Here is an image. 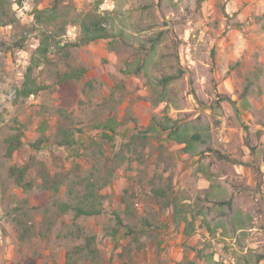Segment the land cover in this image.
Here are the masks:
<instances>
[{
  "label": "rangeland",
  "instance_id": "obj_1",
  "mask_svg": "<svg viewBox=\"0 0 264 264\" xmlns=\"http://www.w3.org/2000/svg\"><path fill=\"white\" fill-rule=\"evenodd\" d=\"M10 1L16 22L0 26V264H65L68 253L73 264H208L199 251L226 264H264V0H103L99 8L102 0H59L75 13L107 15L113 38L76 47L80 27L68 26L35 70L42 90L24 99L17 92L42 41L34 9L56 0ZM157 39L146 74L135 75L142 47ZM78 68L85 75L67 80ZM165 76L176 77L169 102L155 107L152 83ZM166 110L173 119L201 116L235 164L209 167L210 155L201 161L216 176L197 175V159L150 131ZM64 130L74 142L61 146ZM11 136L22 144L10 158ZM37 162L62 181L58 192L43 187ZM13 167L29 168L31 189L16 184ZM206 195L232 200V209L207 217L219 223L215 236L197 213ZM124 198L136 219L156 226L137 236L119 230L117 217L130 221ZM64 204L100 214L76 217ZM182 217L193 222L191 236ZM88 240L96 260L76 250Z\"/></svg>",
  "mask_w": 264,
  "mask_h": 264
},
{
  "label": "trees",
  "instance_id": "obj_2",
  "mask_svg": "<svg viewBox=\"0 0 264 264\" xmlns=\"http://www.w3.org/2000/svg\"><path fill=\"white\" fill-rule=\"evenodd\" d=\"M102 1L98 2L97 8L101 5ZM18 5H22L23 1L18 0ZM13 3L10 0H0V26L13 25L16 22L15 13L13 12ZM108 14V13H107ZM34 20L36 25L42 28V41L40 47L35 52L34 56L31 59L29 66L27 67L24 82L22 87L17 92V99L29 98L33 95L38 94L42 87L38 84L36 78L34 77L35 70L41 68L48 61V54L51 52V49L54 47H59L62 45L63 39L66 36L67 27L71 24L78 25L80 27V37L78 41L73 46L82 47L89 45L91 43L97 42L99 40H108L113 38V36L107 31L104 27L108 16L102 13H99L97 10L89 11L87 13H75L71 9L70 5H63L59 0H56L50 7L46 9H34ZM116 37V36H115ZM119 37V36H117ZM159 39L152 40L150 47H142V52L145 53V57L142 58V61L137 65V68L132 70L135 75H138L140 72H145L148 69L149 59L156 50L157 43ZM71 44V43H70ZM69 45V43H68ZM67 45H63L62 49ZM132 67V66H131ZM85 68L73 69L70 73L66 74L67 80H73L76 78H81L85 75ZM176 80V77L165 76L159 79L154 84V97H151L149 100L151 104L155 107H159L163 103L169 102V90L172 82ZM235 107V103L230 101ZM236 109V108H235ZM190 116V117H189ZM65 117V116H64ZM67 119V117H65ZM150 131L154 130L159 135V138L165 137L171 143L176 144L181 148V151L188 155L190 158L197 159L198 164L195 170L197 175H203L205 179L211 182L216 174L207 170L202 161L205 158H208L210 155H214V161L209 164V167L214 166L217 160L226 159L229 162L234 163V159L224 156L220 153L217 147L214 144V140L211 134V126L207 122H203V118L198 116L193 119L190 113H185L182 117L173 119L167 113V110L164 111L163 120H158L154 118L152 120ZM68 130H64L67 138L60 143V145L72 144L74 141ZM6 150L8 157H12L15 152L20 149L21 141L16 136H11L6 139ZM34 148H38V145H35ZM252 154L255 159H257L258 151L257 148H252ZM235 164V163H234ZM40 167L39 178L42 181V185L46 190H52L58 192L62 184V181L56 177H52L46 168L43 162H37L36 164ZM258 168V167H257ZM29 168H18L13 167L11 170L12 177L15 179L16 184L23 188L24 190H29L33 187L32 183H26V176ZM170 178V177H169ZM171 180V179H170ZM165 195H168V191H164ZM169 199L170 205L175 207L174 195L172 194ZM126 209L125 213L127 217H130V221H125V218L117 217V224L119 230L122 228L128 232V236H137L138 231L145 229H152L156 226V223L151 218H135L134 211L131 210V204L127 199H123ZM197 203V213L202 216L203 223L205 226L212 232V235H216V230L218 228V222L216 219L212 218L209 220L207 217H210V214L217 209L218 207H228L232 209V200L227 201H212L208 195L204 199H199ZM203 202L212 204L211 206L204 207ZM202 203V204H201ZM60 209L63 212L73 210L76 217L80 216H93L100 214L99 211L86 209L83 206L71 207L69 205H62ZM175 209V208H174ZM236 217L239 215L236 213ZM231 218H234L231 217ZM181 222L185 224L184 235L191 236L194 232L193 222L189 221L187 217H182ZM241 229L243 227L239 225ZM119 230H116L115 233H119ZM78 253L87 252L91 257V260H96L99 257L98 250L94 247L92 241L88 240L86 247H81L76 249ZM198 254L203 260H207L208 264H226L224 262L217 261L215 259L214 253H202L199 251ZM65 264L72 263V254H67ZM127 264V263H126ZM159 264H167L165 261H159ZM183 264V263H178Z\"/></svg>",
  "mask_w": 264,
  "mask_h": 264
}]
</instances>
